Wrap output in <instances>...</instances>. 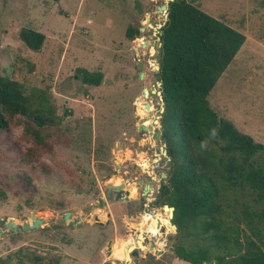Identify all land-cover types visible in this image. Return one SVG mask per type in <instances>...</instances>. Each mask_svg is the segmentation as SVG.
I'll return each mask as SVG.
<instances>
[{
  "label": "rangeland",
  "instance_id": "obj_1",
  "mask_svg": "<svg viewBox=\"0 0 264 264\" xmlns=\"http://www.w3.org/2000/svg\"><path fill=\"white\" fill-rule=\"evenodd\" d=\"M187 1L247 35L207 100L218 116L264 144V0ZM163 4L165 0H0V74H11L25 93L42 90L57 120L47 138L51 151L40 149L37 156L23 155L20 125L0 132V220L30 223L29 214L42 220L24 231L12 232L6 227L3 232L1 228L0 260L9 264H86L92 255L94 262L109 257L119 258L117 264H121L130 241L127 222L138 217H127L129 212L121 200L103 205L99 201L107 182H124L127 190L135 192L126 183L129 175L113 164L122 163L123 156L128 157L136 147L121 139L123 130L133 134L129 93L135 85L123 81L119 72L129 66L133 46L148 40L153 52L147 55L146 72L155 89L151 117L157 120L153 126L159 131L161 97L155 49L158 26L164 20ZM128 26L139 31L134 42L125 36ZM21 29L43 34L38 50L22 42ZM79 69L99 72L101 82L96 86L82 83L75 77ZM126 115L131 118L123 124L120 119ZM156 144L161 147L155 173L160 185L169 160L161 152L163 141ZM152 207L157 214L148 215L149 223L157 218L166 232H172L168 212L155 203ZM63 211L71 213L70 220L81 219L80 223L68 225V220L61 219ZM57 219L60 224H52ZM157 246L163 250L162 256L137 264H190L167 251L162 242ZM34 256L39 257L34 260ZM128 259L126 254L124 260Z\"/></svg>",
  "mask_w": 264,
  "mask_h": 264
},
{
  "label": "trees",
  "instance_id": "obj_2",
  "mask_svg": "<svg viewBox=\"0 0 264 264\" xmlns=\"http://www.w3.org/2000/svg\"><path fill=\"white\" fill-rule=\"evenodd\" d=\"M166 7L157 34L155 77L169 161L154 203L173 208V252L178 259L190 264H264V144L218 116L207 100L244 35L187 0L168 1ZM133 34L138 29L128 26L125 36ZM19 36L32 50L44 39L32 29H21ZM75 77L93 86L101 82L99 72L84 69ZM16 125L21 126L23 155L51 151L47 138L57 120L43 91L25 93L11 74H0V132Z\"/></svg>",
  "mask_w": 264,
  "mask_h": 264
},
{
  "label": "flooded vegetation",
  "instance_id": "obj_3",
  "mask_svg": "<svg viewBox=\"0 0 264 264\" xmlns=\"http://www.w3.org/2000/svg\"><path fill=\"white\" fill-rule=\"evenodd\" d=\"M145 31V30H144ZM143 31V32H144ZM137 34H133L130 37H127L131 42H134ZM148 40L144 39V42L139 43V45L133 46L131 50V61L129 66L120 70L119 74L124 78L123 81L133 82L135 85L129 93V107L131 109L132 118L134 120L131 123V128L133 134L129 135L126 130L121 131V139L134 143L135 148H132V151L125 158L123 156L122 163H113L117 165L116 168H120L123 173L128 174L130 182L128 185H133L135 192L127 190L124 182L120 193V196L114 201L121 200L124 203L126 210L129 212L128 216L131 220L134 218L131 216H137L138 218L135 222H127L129 225L126 231V235L129 236L130 241L125 246L124 252L127 254L129 261L126 262L124 257L121 258V264H137L138 261H143L147 258L158 259L163 254V250L158 248V244L162 242V245L165 246V249L169 252H173L174 242L171 241L174 237L170 232H166L164 229L165 224L160 222L159 219H153L149 223L148 215L153 217L155 213V207H152L155 202V194L158 191L159 184L158 178H156L155 173L160 165V149L161 147L156 144V142H161L159 131L156 129V126L153 124L157 123L152 116V96L155 94V89L152 88V83L147 79V55L150 56ZM146 91V95L144 94ZM130 115L121 118L120 121L123 124L126 120L131 118ZM119 121V123H120ZM128 123V121H126ZM158 133V134H157ZM162 152V151H161ZM112 158V162H113ZM129 160V162H125ZM125 168V169H122ZM116 169H112V172H116ZM109 176V175H108ZM118 183V184H120ZM114 184V185H118ZM105 188V186H104ZM126 192V193H125ZM136 193V194H134ZM112 196H115V193L112 192ZM130 196V197H129ZM105 198V189L104 197ZM102 198L99 199V201ZM61 215L63 219L64 213ZM70 213V212H69ZM71 213L69 214L68 225L75 226L80 223L81 219L75 218L70 220ZM109 215H107L108 217ZM163 218V217H162ZM96 217L94 216L93 220L96 222ZM60 224V219H57V222H52V224ZM48 225V224H45ZM43 228V226H42ZM21 231V230H19ZM162 239V241H160ZM109 247L105 248V252ZM93 256H89L85 262L86 264H117L120 260L114 258L110 260L109 257L105 259L94 262ZM81 264V263H79Z\"/></svg>",
  "mask_w": 264,
  "mask_h": 264
},
{
  "label": "water",
  "instance_id": "obj_4",
  "mask_svg": "<svg viewBox=\"0 0 264 264\" xmlns=\"http://www.w3.org/2000/svg\"><path fill=\"white\" fill-rule=\"evenodd\" d=\"M168 1H172V0H165V4H163L160 8H162L163 10L166 11V8H167V7H166V4H167ZM165 17H166V14H165ZM165 17H164V19H165ZM162 23H163V22H162ZM158 33H159V32H158ZM158 39H159V38H158ZM159 46H160V42H159V40H158V42H157V49H155L157 58H159V53H158V52H159V50H158ZM156 70H158V63H157V66H156ZM159 86H160V82H159ZM144 94L146 95V91H145V90H144ZM161 111H162V102H161V106H160V108H159V112H161ZM157 118H158V117H157ZM156 121H157V120H156ZM159 134H160V139H161V141H163V132H162V127H161V126H160V129H159ZM162 153H163L164 156H166V157L168 158V160H169V157L167 156L165 149L162 150ZM165 177H166V176H165V174H164V175H163V180L165 179ZM106 178H107V177H106ZM122 186H123L122 183H120V184H118V185H114V184H112V183H108V182H107V183L105 184V198H102V199L100 200V203L103 205V204L105 203V201H111V200L117 199V198L120 196V193H122V190H121ZM112 192L115 193V196H114V197L112 196ZM125 193H126V192H125ZM162 208L168 212V219H167V222H168V224H169V225L171 226V228H172V232H170V235H171L172 237H174L176 227H175V225L172 224L171 221H170V219H171V217H172V210H173V208L170 207V206H168V205H166V204H164V205L162 206ZM69 214H70L69 212H65V213H64V216H63V219H64V220H68V219H69ZM28 218H30V220H31L30 223H28V222H26V221L24 220V221H22L21 224H17V223H15V222H13V221H12V218H9V219H7V220H6L5 218H2V219L0 220V229L3 228V229H4L3 232H7V231L5 230L6 227L9 228V230L12 231V232L19 231V230L24 231V230H27V229L35 228V227H37L39 224L42 223L41 218H38V217H36V216L33 215V214H29V215H28ZM95 220H96V219H95ZM171 241H174V238L171 239ZM107 251H109V248L107 249ZM123 257L125 258V252H124V256H123Z\"/></svg>",
  "mask_w": 264,
  "mask_h": 264
},
{
  "label": "crops",
  "instance_id": "obj_5",
  "mask_svg": "<svg viewBox=\"0 0 264 264\" xmlns=\"http://www.w3.org/2000/svg\"><path fill=\"white\" fill-rule=\"evenodd\" d=\"M210 15V14H209ZM212 16V15H211ZM214 17V16H213ZM214 18H216V17H214ZM216 19H218V18H216ZM218 20H220V19H218ZM221 21V20H220ZM223 22V21H222ZM225 23V22H224ZM226 24V23H225ZM227 25H229L230 27H232V28H234V29H236L237 31H239V32H241L243 35H244V41H243V43H242V47L244 46L243 44H244V42L248 39V37H247V35L243 32V31H241L238 27H235L234 25H231V24H228L227 23ZM256 43V42H255ZM255 43H253V44H255ZM240 46V47H241ZM240 47H239V49H240ZM239 49L237 50V52L239 51ZM237 52L235 53V55H234V57H233V59L230 61V63L232 64L234 61H235V59H236V57H237ZM116 259H119V258H116Z\"/></svg>",
  "mask_w": 264,
  "mask_h": 264
},
{
  "label": "built area",
  "instance_id": "obj_6",
  "mask_svg": "<svg viewBox=\"0 0 264 264\" xmlns=\"http://www.w3.org/2000/svg\"><path fill=\"white\" fill-rule=\"evenodd\" d=\"M165 14H166V11H163V18L165 17ZM162 22H163V20H162ZM162 22H161V24H162ZM161 24H159V26H158V28L161 26ZM158 33V32H157ZM159 34V33H158Z\"/></svg>",
  "mask_w": 264,
  "mask_h": 264
},
{
  "label": "bare ground",
  "instance_id": "obj_7",
  "mask_svg": "<svg viewBox=\"0 0 264 264\" xmlns=\"http://www.w3.org/2000/svg\"><path fill=\"white\" fill-rule=\"evenodd\" d=\"M150 52L152 53L153 52V47H151V49H150ZM155 52V51H154ZM158 134V133H157ZM129 260V259H128Z\"/></svg>",
  "mask_w": 264,
  "mask_h": 264
}]
</instances>
